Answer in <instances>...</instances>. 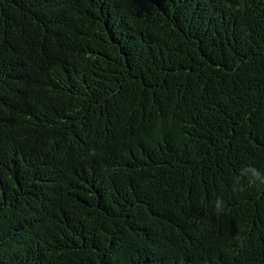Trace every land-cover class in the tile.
Listing matches in <instances>:
<instances>
[{
	"label": "trees",
	"instance_id": "1",
	"mask_svg": "<svg viewBox=\"0 0 264 264\" xmlns=\"http://www.w3.org/2000/svg\"><path fill=\"white\" fill-rule=\"evenodd\" d=\"M0 264H264V0H0Z\"/></svg>",
	"mask_w": 264,
	"mask_h": 264
}]
</instances>
